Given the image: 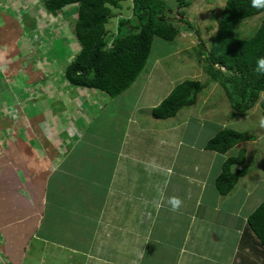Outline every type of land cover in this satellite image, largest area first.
<instances>
[{
    "label": "crops",
    "instance_id": "0c3cea01",
    "mask_svg": "<svg viewBox=\"0 0 264 264\" xmlns=\"http://www.w3.org/2000/svg\"><path fill=\"white\" fill-rule=\"evenodd\" d=\"M139 76L113 98L78 91L74 100L95 114L87 117L84 108L74 115L82 121L75 128L80 137L66 143L60 136L69 153L51 157L25 183L23 203L14 189L4 191L11 197L0 198V264H264L241 237L264 199L250 213L244 208L251 191L236 201L235 186L247 173L226 196L215 187L223 163L245 150L235 156L233 148L223 155L205 150L221 129L206 133L214 120L201 112L191 118L187 112L179 123L153 118L174 85H154L152 72ZM100 126L103 135L90 130ZM192 131L210 136L198 146ZM82 136L89 139L77 151L73 144ZM171 197L182 202L176 211Z\"/></svg>",
    "mask_w": 264,
    "mask_h": 264
},
{
    "label": "rangeland",
    "instance_id": "374dc122",
    "mask_svg": "<svg viewBox=\"0 0 264 264\" xmlns=\"http://www.w3.org/2000/svg\"><path fill=\"white\" fill-rule=\"evenodd\" d=\"M162 1L168 18L180 27V31L172 42L154 40L144 72L153 73L154 85L166 82L175 86L189 80L206 86L193 106L181 109L166 124L179 123L187 112L190 118L194 117L197 113L193 111H198L209 121L214 120L209 122L208 134L215 128H223L252 135V141L239 144L229 152V156H235L241 148L245 150L243 165L248 171L235 186L236 201L251 191V196L246 198L251 203L244 208L250 213L264 199V126L261 124L264 118L260 107L263 95L260 94L258 101L246 112L231 110L220 83H211L204 71V60L196 61L202 53L200 40L210 46L225 0H185L191 5L184 8L178 6L177 0ZM121 6L123 10L112 11L107 25L110 31H115L118 18L131 16L126 8L131 6L130 0ZM43 7V0H0V198L11 197L5 192L12 188L22 197L21 203L25 183L35 179L41 170L45 171L51 157L65 154L68 141L80 137L75 128L79 129L82 121L75 116L87 108V103L78 104L74 99L82 96L78 91L92 93V90L69 85L64 77V68L80 51L73 33L77 7L68 6L53 16L44 13ZM263 19L264 13H261L241 21L236 25V36L250 38ZM84 97L91 98L85 93ZM85 112L87 117L95 114L89 108ZM90 130L105 133L101 126ZM60 136H64L65 144H61ZM192 136L200 146L203 138L210 135H195L192 131ZM190 137L187 134L185 139ZM82 139L83 136L79 144H73L77 151L89 138ZM239 222L236 219V225Z\"/></svg>",
    "mask_w": 264,
    "mask_h": 264
},
{
    "label": "trees",
    "instance_id": "16d2710c",
    "mask_svg": "<svg viewBox=\"0 0 264 264\" xmlns=\"http://www.w3.org/2000/svg\"><path fill=\"white\" fill-rule=\"evenodd\" d=\"M126 1L43 0L45 11L52 15L68 6L77 7L73 33L80 51L64 68V77L69 85L97 90L113 98L126 91L142 74L155 39L172 42L177 38L180 27L168 18L162 0H130L131 6L126 8L131 16L118 18L115 31L108 30L112 11L123 10L121 4ZM177 2L180 8L191 5L185 0ZM261 13H264V8L252 7L251 0H225L215 33L209 41L210 46L200 40L202 53L196 61L204 60V71L210 82L220 83L235 112L243 113L251 109L262 94L260 107L264 117V75L253 70L256 60L264 57V19L250 38L236 36L238 23ZM205 87L199 81H181L152 110L153 118L159 121L175 117L181 109L193 106ZM250 141L252 136L247 133L221 129L204 148L223 155L235 146ZM244 158V151L241 150L236 157L223 163L215 181L220 195H228L246 175ZM241 237L244 243L252 242V248L259 249L258 253L264 256V200L247 217Z\"/></svg>",
    "mask_w": 264,
    "mask_h": 264
},
{
    "label": "clouds",
    "instance_id": "9594fccd",
    "mask_svg": "<svg viewBox=\"0 0 264 264\" xmlns=\"http://www.w3.org/2000/svg\"><path fill=\"white\" fill-rule=\"evenodd\" d=\"M251 6L254 8H264V0H251ZM253 70L260 75H264V57H259L256 60V66ZM261 124L264 126V121H262ZM168 203L171 205V210L176 211L179 209L182 202L177 197H171Z\"/></svg>",
    "mask_w": 264,
    "mask_h": 264
}]
</instances>
